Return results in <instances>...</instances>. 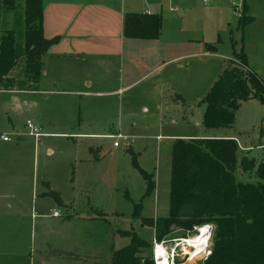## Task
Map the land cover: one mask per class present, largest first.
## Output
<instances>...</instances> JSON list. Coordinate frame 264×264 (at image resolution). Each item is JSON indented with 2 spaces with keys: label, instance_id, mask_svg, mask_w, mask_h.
<instances>
[{
  "label": "crops",
  "instance_id": "crops-1",
  "mask_svg": "<svg viewBox=\"0 0 264 264\" xmlns=\"http://www.w3.org/2000/svg\"><path fill=\"white\" fill-rule=\"evenodd\" d=\"M200 1L206 6H198ZM263 1L44 0V35L48 39L60 37V41L43 58L39 90L9 93L13 94V112L25 113L45 135L37 141L27 131L21 133L15 128L8 134L7 128L2 134L17 136L16 139L5 142L0 137V264H42L46 261L102 264L103 250L94 257L75 252V240L71 239L76 234L70 231L71 226L75 229L77 219L88 223L97 217L83 212L85 208L81 211L73 202L58 204L49 193L62 195L63 184L72 182L75 195L76 167L98 164L101 161L99 140L122 133L108 132L110 123L103 121L116 106L119 93L125 95L139 88L135 95L126 99L127 103L152 104L154 111L167 106L183 111L179 101L185 104L183 96L186 97V93L195 94L194 99L199 100L205 86L212 85L232 59V39H241L237 48L243 45L249 53L244 44L247 38L233 29L238 24L236 20L243 15L251 17L252 22L245 30L251 32L250 28H255L252 26L261 24L264 35ZM235 8L241 10L240 15L234 14ZM128 13L160 14L163 18L160 37L153 40L127 38L124 20ZM10 14L8 23V13L4 15L0 3V36L5 30H15L14 25L19 23L18 14ZM227 41L232 48L229 58L219 53L220 46ZM208 52H213L210 57L225 60L215 80L213 71L192 69L189 64L167 70L175 61ZM102 98H110L114 105L111 101H99ZM119 100L122 103V98ZM4 108L8 116V97H4ZM145 111L149 112V107ZM204 111L202 105L198 110L202 124ZM187 114L186 119L189 118ZM179 137L233 139L241 151H252L255 156L256 148L264 149V146L244 145L239 138L222 134L201 137L180 134ZM75 139L80 141H72ZM90 139L95 141L87 143ZM55 140L63 145L58 155L53 146L60 143ZM121 146L113 145L115 149ZM127 148H133L131 138ZM46 158L55 159L47 161ZM70 167L74 168L72 175ZM56 207L65 208V216ZM153 241L154 237L148 242Z\"/></svg>",
  "mask_w": 264,
  "mask_h": 264
},
{
  "label": "trees",
  "instance_id": "trees-1",
  "mask_svg": "<svg viewBox=\"0 0 264 264\" xmlns=\"http://www.w3.org/2000/svg\"><path fill=\"white\" fill-rule=\"evenodd\" d=\"M0 3L3 12L17 13L22 24V33L5 30L0 36V92H37L43 58L60 37L48 39L44 35V0ZM251 22V17L243 15L236 30L243 32ZM162 25L160 14L128 13L124 35L158 39ZM232 46V59L201 101L206 129L233 127L243 102L256 99L264 103V80L250 68L243 45L237 48L238 41L232 39ZM135 165L146 180L145 197H149L156 189L154 176L136 160ZM49 195L62 205L58 193ZM141 209V204L136 205L133 216L154 228L158 242L189 238L198 234V228L212 226L211 254L195 264H264V153L257 157L252 151H241L233 139H176L169 215L143 218ZM117 232L130 242L123 248H112L109 264H155L153 243L134 231Z\"/></svg>",
  "mask_w": 264,
  "mask_h": 264
},
{
  "label": "rangeland",
  "instance_id": "rangeland-1",
  "mask_svg": "<svg viewBox=\"0 0 264 264\" xmlns=\"http://www.w3.org/2000/svg\"><path fill=\"white\" fill-rule=\"evenodd\" d=\"M23 2L24 0H19V3ZM261 5L263 7L261 13L263 18L264 1ZM198 6L205 7L206 5L203 1H200ZM20 10L22 11V9ZM7 13L9 23L12 14H10L11 12H4V15ZM236 27L237 23L233 28L235 32ZM252 27L255 28H250L252 29L251 32L244 29L240 36L247 38L244 44H247L248 47L249 53L247 51L245 53L250 61V67L264 80V35L261 32L263 25L257 24ZM14 28L17 33H22L21 22L16 23ZM240 40L238 39L239 44ZM231 52L230 41L220 46L219 53L228 55L227 58L231 57ZM212 53L208 52L205 55L196 56L185 61H175L167 70L173 71L178 65L187 66L186 64H189L192 69L205 70L206 73L213 71L215 80L218 73L222 70L225 60L223 58L210 57ZM19 72L20 69H17L16 74ZM214 82L212 81V85L205 86L204 91L199 94L201 96L199 100L194 99L195 94L186 93V97L183 96L185 104L183 105L179 101L183 111L169 109V106L164 107L162 110L154 111L152 104L136 103L129 105L126 99L131 95H135L139 88L125 95H123V92L119 93L115 102L116 106H113L109 117L103 121L110 123L108 132L121 131L129 136L133 148H127L125 146L126 142H122L121 148L115 149L112 139L99 140L101 141L99 153L101 161L95 166H85L84 168L77 166L75 169V184L77 187L75 195L72 189V182L71 184H63L65 191L62 195L59 194L63 203L66 202V204L70 205L69 202H73L80 207L79 209L85 208V211L83 209L81 211L97 217L93 222L88 223L77 219L75 229L74 226H71L70 231H74L76 234L75 239L73 237L71 239L75 240L76 253L86 257H94L98 251L101 252L103 250L104 253L101 255L102 264H109L112 248L120 249L130 242L129 238L122 236L117 231H134L143 239L152 242L155 234L154 228L144 225L141 218L133 216L135 207L141 204V215L143 218H164L169 215L173 142L181 138L179 137L180 134L198 137L222 134L223 136L237 137L244 145L254 148L264 146V103L256 99L242 103L236 112L233 127L210 130L204 128L198 110H201L202 104L200 102ZM4 97H8V116L5 113ZM11 97H13L12 93H0V135L6 132L7 128L8 134L15 128L21 133L26 131L29 133L27 123L30 121L25 113L15 114L13 112L11 109L13 104ZM119 98H122V103ZM99 101H111V104L114 105L113 100L110 98H102ZM96 105L99 106V104ZM146 107H149V112L145 111ZM187 110L189 112H185ZM184 112L188 113V119L184 117L186 116ZM8 136L11 140L17 137ZM72 141H80V139ZM86 141L92 144L95 140ZM54 142L60 143L57 146H53L56 150V155H58L62 151L63 145L60 140H55ZM129 150H132V153L128 152ZM255 153L258 157L264 153V149L256 148ZM134 156L138 166L154 176L156 189L149 197H145L147 183L135 165ZM54 159L46 158L47 161ZM40 167L43 172V166L40 165ZM69 169L72 175L74 168L70 167ZM81 193L85 194V196L81 195ZM53 199L56 201L55 198ZM56 203L58 202L56 201ZM56 208L62 216H65V208ZM176 241L177 239L165 242L169 250L176 248ZM44 246L46 247V245ZM186 250L189 253L193 251L190 247L180 246L176 248V254L178 255L175 259L176 264H195L200 260V258H192L190 260L191 257L185 254ZM42 264L59 263L46 261Z\"/></svg>",
  "mask_w": 264,
  "mask_h": 264
},
{
  "label": "built area",
  "instance_id": "built-area-1",
  "mask_svg": "<svg viewBox=\"0 0 264 264\" xmlns=\"http://www.w3.org/2000/svg\"><path fill=\"white\" fill-rule=\"evenodd\" d=\"M234 14L235 15H240L241 14V10L239 8H235L234 10ZM27 128H28V135L35 138L37 141H39L45 134L42 133L41 128L34 124L33 122H28L27 123ZM1 139L5 142H9L11 141L10 137L8 135H4L2 134ZM109 138L114 140V147H120L122 145V142H126L125 146L129 147V140L130 137L122 134V133H117L114 135H110L108 136ZM55 216H60L59 213H54ZM207 227L211 228V232H212V226L211 225H204L200 228H198V234L199 237L203 236V230H207ZM211 232L210 234H208L205 239L203 241H200L198 244V246L196 247H192L191 245H194L193 243H191V239L189 238H182V239H177V244H176V248L183 246V247H190L192 248V252L189 253L187 250L185 252V254H188L190 258V260L196 259V258H200V260H205L209 257V255L211 254V249H210V237H211ZM176 248L169 250V248L166 246V243L164 241L162 242H158L154 239L153 241V255H154V259H155V264H176L175 263V259L176 256H178L176 254Z\"/></svg>",
  "mask_w": 264,
  "mask_h": 264
},
{
  "label": "bare ground",
  "instance_id": "bare-ground-1",
  "mask_svg": "<svg viewBox=\"0 0 264 264\" xmlns=\"http://www.w3.org/2000/svg\"><path fill=\"white\" fill-rule=\"evenodd\" d=\"M205 231H206V229L203 230L204 235L201 237H199V235H196V236L190 238L191 239L190 242L194 244V245H191L192 247H195V246L197 247L199 245L198 243L205 239V237L207 236V235H205Z\"/></svg>",
  "mask_w": 264,
  "mask_h": 264
},
{
  "label": "water",
  "instance_id": "water-1",
  "mask_svg": "<svg viewBox=\"0 0 264 264\" xmlns=\"http://www.w3.org/2000/svg\"><path fill=\"white\" fill-rule=\"evenodd\" d=\"M210 232H211V228L210 227H207V230L205 231V235L210 234Z\"/></svg>",
  "mask_w": 264,
  "mask_h": 264
}]
</instances>
